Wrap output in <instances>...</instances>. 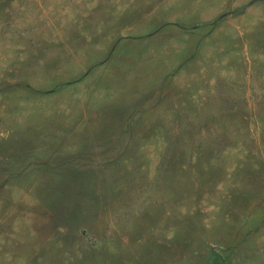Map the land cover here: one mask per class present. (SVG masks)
I'll return each mask as SVG.
<instances>
[{"label": "rangeland", "instance_id": "obj_1", "mask_svg": "<svg viewBox=\"0 0 264 264\" xmlns=\"http://www.w3.org/2000/svg\"><path fill=\"white\" fill-rule=\"evenodd\" d=\"M0 264H264V0H0Z\"/></svg>", "mask_w": 264, "mask_h": 264}]
</instances>
